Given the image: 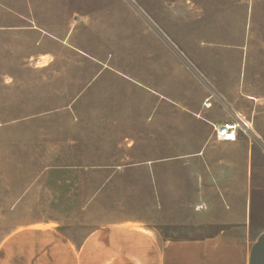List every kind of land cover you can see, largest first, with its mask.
<instances>
[{
  "label": "rangeland",
  "instance_id": "1",
  "mask_svg": "<svg viewBox=\"0 0 264 264\" xmlns=\"http://www.w3.org/2000/svg\"><path fill=\"white\" fill-rule=\"evenodd\" d=\"M238 115L226 149L215 126ZM227 152L242 168L179 160ZM129 157L153 161L119 171ZM219 181L264 226V0H0V239L88 202L153 211L168 237L211 231L191 198Z\"/></svg>",
  "mask_w": 264,
  "mask_h": 264
},
{
  "label": "crops",
  "instance_id": "2",
  "mask_svg": "<svg viewBox=\"0 0 264 264\" xmlns=\"http://www.w3.org/2000/svg\"><path fill=\"white\" fill-rule=\"evenodd\" d=\"M152 92L157 101L168 104L165 96ZM221 142L228 149L232 141ZM234 157L229 152L189 153L179 157L182 163L177 162H199L200 167L210 172H228L238 163L242 168V156L240 160ZM129 158L128 164L116 168L135 170L153 161ZM150 168L145 176H158ZM223 183L219 181L214 188L192 192V224L217 226L214 230H194L192 236L168 237L164 235L163 224L151 219L157 215L153 211L142 217L128 213L134 210L128 202H88L76 223L34 220L12 228L0 239V264H264V226L259 229L250 226L242 189H228ZM164 190L169 191L161 189L163 195ZM177 191L174 197L179 200ZM89 206L99 210L98 216L91 220ZM160 212L165 214V209Z\"/></svg>",
  "mask_w": 264,
  "mask_h": 264
},
{
  "label": "built area",
  "instance_id": "3",
  "mask_svg": "<svg viewBox=\"0 0 264 264\" xmlns=\"http://www.w3.org/2000/svg\"><path fill=\"white\" fill-rule=\"evenodd\" d=\"M237 122L235 124L223 123L215 126V139L217 141H232L231 138H235L237 129L241 132L250 128V123L243 116L238 115Z\"/></svg>",
  "mask_w": 264,
  "mask_h": 264
},
{
  "label": "bare ground",
  "instance_id": "4",
  "mask_svg": "<svg viewBox=\"0 0 264 264\" xmlns=\"http://www.w3.org/2000/svg\"><path fill=\"white\" fill-rule=\"evenodd\" d=\"M235 139H236V137L235 138H231L232 141H234Z\"/></svg>",
  "mask_w": 264,
  "mask_h": 264
}]
</instances>
